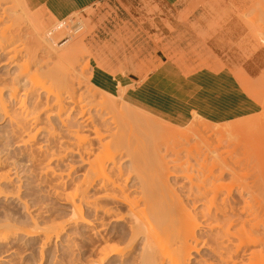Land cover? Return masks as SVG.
Listing matches in <instances>:
<instances>
[{
    "label": "bare ground",
    "instance_id": "6f19581e",
    "mask_svg": "<svg viewBox=\"0 0 264 264\" xmlns=\"http://www.w3.org/2000/svg\"><path fill=\"white\" fill-rule=\"evenodd\" d=\"M25 1L28 2V0H23L21 1L22 4ZM0 2L2 3V1ZM3 2H5V0ZM10 2L12 3L14 1H10ZM27 2L25 3L26 9L24 10L28 9V13H29L32 11L28 7L32 8V6L36 4L35 2L41 3L42 0H37V1L32 0L34 4L32 3V5L28 7L26 5H30L31 2H29L30 4H27ZM2 6L0 12L1 13L3 12L2 14H4L6 13L7 5L6 6L4 5L3 6L4 8ZM14 6H16V4ZM7 7L10 8V10L8 9V11L10 12L14 9L13 6H12L13 8L11 6L9 7V5ZM22 7H24V5H22ZM36 7L37 6L35 5L34 8ZM34 8L32 10L36 11L37 8L36 9ZM43 8H45V6ZM12 12L13 13H10L11 16L12 14L15 13L14 10ZM53 12L54 11H52L51 13ZM54 13H57V11H55ZM10 14H6V16ZM14 15H15L14 17H17V14ZM2 16L0 17V21L2 18H4ZM28 19L30 21V18ZM55 19L56 18H54V20ZM11 21L13 22L14 20ZM15 21L17 20L15 19ZM2 22H0V25ZM5 22L7 23L6 20ZM76 23L77 22H75L72 26H68L66 22L60 23V25H57V27L55 28V31L57 32L59 31V29L65 26L66 28L69 27L68 30H72V32H78L80 29L78 28L79 25ZM12 24L9 25H12L14 27L15 22ZM39 25H41V23L38 24V31H40V35H38L37 37L40 36L43 40V36L41 34L42 31L45 30L47 26L45 25L39 26ZM2 26L4 27L5 32L10 28V27L9 28L6 27L7 30H5V26L4 25ZM34 26L35 25H33V27ZM43 26H45L44 29L42 28ZM17 27H19V24ZM36 27L37 26H35V28ZM29 29L31 28L29 27ZM35 30L37 31V29ZM4 31L1 34L2 37L5 38H1V39L2 40L9 39L8 42H10V40L12 39L15 40L20 36L19 34L15 35L9 33L10 29L6 33ZM18 33H20V31ZM84 33L86 34V32ZM31 35L32 34H30V36ZM25 37H27V35ZM80 39L82 42L80 43L79 40L78 45L81 47L83 45V41L85 43V39L83 40L82 38ZM45 42L48 43L49 41L45 40ZM84 46H86V44H84L83 47L80 48L81 49L80 51H82V48L84 49ZM72 50L74 49L72 48ZM70 51L71 48L70 50H68V52ZM77 51L78 50H76V53L78 54L79 51L78 52ZM13 53L14 52L12 51V54ZM81 53L82 52H79V54ZM60 54H63V52L59 53L56 51L55 53V55H58V57L60 56ZM72 54L73 55L71 56L76 55L75 59L77 58V56H79L75 53ZM48 55L49 54H47V56ZM65 55H67V51H64V56ZM43 57L45 56L43 55ZM59 58H62V56H60ZM72 58L73 57H66V59L69 60H72ZM63 59H65V57ZM45 60H47V58H45ZM99 60L101 61V58ZM7 61L9 64L11 63L9 60ZM27 61L24 62L26 63ZM35 61L36 63H38L37 60ZM58 61L60 62V60ZM66 63L68 64L69 62ZM27 64L28 63H26L25 65ZM42 64L39 61V65ZM56 64L58 65V63H55L54 67L56 66ZM20 65L21 64H19V67ZM39 65L36 66L39 67ZM21 66L23 67V65ZM60 66H61L60 68L62 67L63 68L59 69V73L58 71H56V69L58 68L57 66L56 69L54 70L47 69V71L44 72V76L46 77V80H48L47 82H49L48 85H41L42 82L39 84H37L38 82L37 83L35 82L34 80L36 79L35 77L39 76L36 75L37 70H39L38 68L36 69L35 73L34 72L30 73L31 71L29 72V70L26 69V67L25 68L21 67L20 68L21 70L18 71L19 78L26 77L25 78L26 84L22 85L24 86L22 89L23 94L21 93L22 97L19 98L20 96L17 95L18 89L16 88V86H18L19 83H16L18 85H13L9 89V96H11V98L14 99L13 101L17 99V103L19 104L17 105L19 107L18 109L19 112L17 113V116L14 115L16 117L14 116H12L13 118L11 116L8 117L10 123L14 125V129L17 132L15 134L19 136L20 134L24 133V135L26 136L25 137L23 135L24 139L26 138V140H24L21 137L22 135L19 136V138L21 137L22 142L21 140L20 142L23 144L24 146L23 148H26V146L32 141V139L36 137L35 135L36 133L44 129L47 137L50 138L57 137L58 140H60L61 147L62 145L64 147V149H61L58 152V154L56 152H55L56 154L55 153L50 154L51 161H53L54 159L56 162H61L64 159L66 160V157L72 156V157H77L81 165L86 166V168L81 181L75 185L73 191L63 194L59 193L60 197L61 196L63 197L62 200L64 199L66 204H69L70 206L71 217L66 223V225L52 224V226H48L46 228L44 227L40 229V227H37L36 223L33 222V227H32L33 231H27L25 233L26 235L28 236H33L36 234L43 235L44 243L42 242V244L45 245L48 244L46 242L51 240L52 235L58 237L63 232V230L66 227L70 226V224L72 223L75 225H82L87 229L92 228L93 224H95L94 222L95 221L97 222L98 218H96V216L99 214L101 220L107 217L110 219L109 222H111L112 224L114 223L118 225V223L123 222L127 227V231H128L127 236H129L130 241L131 240L134 241L137 238L142 239L141 240L142 248L140 250L141 255L140 254L139 255L141 256L140 261L143 263L146 262L147 264H191L192 253L194 252L198 253L199 249L200 250L203 249L211 254V255L209 254L211 256V259L210 260L208 259L209 261L202 260L198 264H264V164H263L264 150L261 147V145H264V142L262 143L264 138L261 140L262 137L261 138L258 137V139H260L258 140V142H261L259 144L257 143V141H255V139L257 138H254V140L251 139L252 141L256 142V145L258 144V146H260V148L258 149L255 146L254 147L251 146V148L246 146L247 150L246 149L244 150L243 148V150H241L242 154L239 153L240 151L238 152L233 150L232 153L234 154H232L230 148L229 151L231 155H229L230 153H227L229 156L228 155L226 156L227 150H224L225 149L224 148L223 152H221L222 146L220 147L218 146L221 142L218 143V145H216L219 149L215 147V149L213 150L212 149L213 145L215 146L216 139L220 137L219 139L222 140V143L225 144L226 142L228 146L230 144V146H236L237 148L238 145L239 147V144L241 145L242 143H239L237 145L234 143L235 145H231L232 140L230 141V139H228L231 136L234 137L233 135L236 132L238 133L237 131L238 128L236 127V130L233 133L232 131H230V129L234 130L235 128H232V126H230L229 129H226L228 127L224 126L225 130H216V131L214 130L215 135L213 133V130L212 132L208 131L211 133L212 137L215 138L217 137V135L218 137L216 139H213L211 138V135L209 133V135L207 134L206 137L207 136L210 137H207L206 139L204 135H201L202 133L200 131L199 133L198 132L196 133V131L199 130V128L197 129L198 125L194 126L196 128L192 127L194 125V124L192 125V123L195 122L193 121L190 124L192 126L190 125L189 126L190 128L196 129L195 132L191 129V132L193 131L192 132L193 134L190 132L191 133L190 135L189 132L186 130L187 134L184 133L185 131H182L183 132L182 135L184 134V137H186L185 136L186 134L187 136L190 135L192 137L193 135L196 134L195 136L192 137L193 139L195 137L193 142H192V138L188 137L190 138L188 140H191V142L189 141L188 143H190V145L191 143L192 144L194 143V145L191 146H194L193 147L194 149L196 147L197 149L195 150H197V152L194 151V149L191 150L189 144H188V149L186 150V151L189 150L190 152L192 151L191 153L193 154L194 152H196V155L198 153L197 156L198 159H196V161L193 158V160H191L192 162L191 161L189 162L188 159L190 160V158L192 157L196 158V156H193V154L192 157H189L188 155L185 156V150H183L184 151L183 157L185 156L184 159L187 156L189 158L187 157L186 158L187 160L185 159L186 161L184 162H183L184 159H181L182 161L179 159L178 157L179 153L182 155L180 149L181 148L184 149L188 140L186 141V138L183 139L181 135L176 133H175L176 135H179L181 139L185 141L184 142L181 140L182 144L180 145H183V147L181 146L180 149H179L180 142L177 143L176 147L179 145L177 148L180 151L177 150V148L174 146L176 144L174 142L175 137H171L173 138L172 139L173 141L169 140L173 142L172 145L170 143H168L169 145L166 144L165 145L166 147L169 146V148H171L172 146L176 148L174 149V151L176 150L178 152L176 153L175 151L174 154H177L178 156L177 155L176 156L172 155V156L173 158L178 157V159L177 158L174 160L169 159L170 161H167L165 155H161V150L157 148L153 152L154 158H152V160L149 161L147 159L146 154H144L143 151H139L138 148L135 149L132 146V144H135L134 145L135 147L137 145H141V148L137 146L140 149H142V146H146V143L144 145L143 141L146 142L147 140H143V139H146V137H148L147 133L150 131L149 129L151 128V125L155 123V121L152 120L153 122L151 124L150 121H148V119L146 120L144 118V120L147 121V122L144 121V124H146V126L148 127L150 124V128L148 127L145 128L141 126L143 120H141V122L139 121L140 124L138 123V119H139L138 116L140 114L137 116L135 110L141 108H139L134 103H132L133 106L131 107L130 104L127 103L128 100L130 101V95H123V91H121V93L119 92L117 95L114 94L113 92L114 89L110 86V84L106 82V80L103 78L101 74V70H103V68L100 65L97 66V69L94 70L91 69L93 72L90 77L83 76L85 68L78 69L79 70L78 73V70H76V68L74 67L67 69L66 66L64 67L62 63L60 64ZM64 68L67 70L65 71ZM60 70H62L61 73ZM111 74L114 75L113 73ZM74 78H76V82L73 81L75 80ZM146 78L147 76H145V78L143 79ZM16 79L18 80L17 77ZM82 85H85V88H82L81 91H76ZM125 88H127V86ZM83 90L85 92H83ZM39 91H41L40 93L43 95V97H41V95L38 93ZM1 92L2 90L0 89V109H1L0 111L3 112L5 116H7L8 113L6 112V108L4 105L5 103H3L4 101L3 98L1 97ZM97 96L99 98H97ZM26 98H29L32 102L29 108L28 106L27 107L24 106L25 105L24 103L26 102L25 100ZM236 112H239V110ZM192 113H193V120L194 119L196 120L197 116L195 111H193ZM40 114L41 116L44 114L42 118L44 116L46 117V120L48 121L47 123H49L47 125H49V127H47L46 125H45L46 127L44 125H43L44 127L38 126L40 125L39 121H42L41 119H39ZM52 116H54L55 118V122L58 126L59 132H57L56 127L54 128V126H52V124L50 123L53 121V120L51 121L49 120L50 117ZM219 119L222 120L221 116L219 117ZM158 123L159 124L157 123L155 124L157 125L156 127L157 129H155L154 127L153 128L155 130L153 128L151 129L155 131V132L152 131L154 132V134L157 133V130L158 131L163 130L165 127L168 129L165 123H162L165 124L164 127L160 125V122ZM26 126H29V128H34V126H37L38 129H36V133L34 132L31 135L30 133L27 132L28 130H30L29 128L26 131L25 129ZM210 126L211 125L208 126L209 129ZM161 127H163V129H160ZM133 128L139 130L135 131ZM166 128L164 129V131L161 132L168 133L171 127H169L168 131H166ZM187 128L188 127H186L185 129ZM175 129H173L172 131L175 132ZM205 129L204 131L202 130L204 133H206ZM15 130L13 132H15ZM188 130L190 131V129ZM172 131H170L169 133H171ZM241 131L239 130V133ZM152 132L150 131L149 133L151 134ZM177 132L180 133L179 131ZM245 132L246 130H244V133ZM244 133L243 132L240 133L242 135L241 137L243 138L240 137V139L239 138L237 139L241 140L239 142H242L245 139L244 140L245 142L243 141L244 142L243 144L246 143L249 144V142L252 141L249 140V142H246L247 141L246 138L250 137L248 135V131L246 136L243 135ZM150 134L149 137L153 136L151 137L153 140L149 137L148 138L150 142L151 141L153 142V143L151 142L152 145L154 144L155 141L154 136L156 134L155 135L154 134L150 135ZM157 136L160 137L159 134L156 135L155 137ZM168 136L169 135H167V137ZM235 136L237 137L238 135ZM140 137H142L143 139H141ZM159 137H157L156 140H159ZM167 139L164 140L163 138V140L160 141L164 143L166 142ZM208 139H210L211 141L209 145L208 142L206 141ZM227 139L231 143H228ZM175 141H177V139ZM158 143L154 144V147L159 145ZM149 144L147 143V145ZM201 144H206V145H204V147L203 145L199 146L201 148L197 147L198 145ZM151 145H149L147 148L149 149ZM165 145L160 144L159 147L162 150L163 149L165 150L167 149V148H163V146L165 147ZM210 145L212 148L208 147ZM37 148L41 149L39 147H36V149ZM169 148L168 150H170ZM216 149L219 151L221 149V151L219 152ZM168 150L165 151H167V153L170 152L173 154L174 151L173 152L171 151L173 150L172 148L170 151ZM39 152L42 153L43 151L41 152V150H39ZM46 153L47 152L45 151V153L43 152L44 155L41 154L43 156V161L47 159L48 155ZM235 154H237L236 156L238 157V159H236L237 157L235 156ZM233 155L235 156V160L233 159L234 158ZM122 156L128 158L129 160V165L127 170H125L124 168H122V166L119 165L118 159H121ZM46 162H48V160H46ZM44 165H43L44 169L41 168L43 169L44 176L51 177V179L53 178V181L56 182L55 188L56 190L57 189L59 190V187L64 183V182L62 183V180L64 179L62 178L63 177L62 174L61 173L57 174L53 170V168L49 167L48 163ZM8 177H9L8 175L2 174L0 176V180L7 181ZM130 178H132L133 181L136 182L134 185V189L131 192L129 191V188L126 186V183ZM178 180H181L180 184L178 183ZM172 181L173 184L171 183ZM177 183H178V191L173 187V186L176 187ZM54 192L55 194H58L57 191L54 190ZM0 194H4V193L0 190ZM84 207L86 209L91 210L94 213L93 215L95 217H93L92 221H88L84 219L83 217ZM118 208H121V210L123 209V212L121 213V211L118 210ZM12 228L14 227L10 224H4V223L0 224V242L2 243L8 242L12 237L17 236V234L14 233L15 231L11 230ZM107 233L106 234L104 233V235L100 236L99 237L100 239H98L99 241H95L97 242L96 244H98L97 246H100L99 247L100 249H98V253L100 252L99 254L101 257L99 259L100 264L104 263L105 261L106 262L110 261L113 258L115 259L116 256L121 257L125 255L126 254L125 252H127L126 249L127 250L129 249V247H127L128 245H125L126 249L121 248L117 245L116 246L111 245L109 241L111 237L114 235H111L113 234L112 232L111 233L109 232L110 235H108ZM126 234L127 232H125L124 235Z\"/></svg>",
    "mask_w": 264,
    "mask_h": 264
},
{
    "label": "rangeland",
    "instance_id": "374dc122",
    "mask_svg": "<svg viewBox=\"0 0 264 264\" xmlns=\"http://www.w3.org/2000/svg\"><path fill=\"white\" fill-rule=\"evenodd\" d=\"M0 1H2V3L0 2L1 6L3 5V3L5 6L6 5L7 6L9 5V7L13 6L14 7L13 10L15 12L14 14H17V17H14L15 16L14 14H12L11 16L10 13H13L12 12L13 10L11 12L8 11V9L10 10V8H8L7 6H6V13L2 14L3 12L2 13L0 12L1 16L4 15L2 16L4 18H2L0 22H2L4 19L3 22L5 23L4 24L2 22L0 25L1 27L0 34L4 31V27L2 26L4 25L5 30H7L6 27L8 28L10 27L9 28L10 31L9 29L7 30L9 31V33L20 35L18 38H16L18 40L12 39L10 40V42H8L9 39L2 40L1 38H5V37H2V34L0 36V39H1L0 40V50H1L0 51V89L2 90L1 97L3 98V101H4L3 103H5L4 105L6 108V112L9 114L5 116L3 112L0 111V176L2 174L9 176L7 181L0 180V190L4 193V194H0V224L4 223V224L12 225L14 228H12L11 230L15 231L14 233L17 234V236L12 237L8 242H3V243L0 242V264H100L99 262V259L101 258L99 254L100 252L98 253V249H100L99 248L100 246H97L98 244H96L97 242L95 241H99L98 240L100 239L99 237L104 235V233L106 234L107 232H108L107 233L108 235H110L109 232L110 233L112 232L113 234L111 235H114L111 237L109 241L111 245L113 246L117 245L124 249H126L125 245H128L127 247H129V249L128 250L126 249L127 252H125L126 253L125 255L121 257L116 256L115 259L113 258L112 260L107 261V262L105 261L104 263H101V264H145L146 262L143 263L140 261V258H141L140 250L142 248L141 246L142 239L137 238L134 241L132 240L130 241L129 236H127L128 235L127 227L125 226L123 222L118 223V225L114 223L112 224L111 222H109L110 219L107 217L101 220L100 219L101 217L99 214L96 216V218L98 219H97V222L96 221L94 222L95 224H93L92 228L87 229L83 227L82 225H75L72 223L70 224V226L66 227L58 237L52 235L51 240L46 242L48 244H45V245L42 244V242L44 243L43 235L36 234L37 236L36 235L28 236L25 234L27 231H33L32 229L33 222H35L37 227H40V229L44 227L46 228L48 226H52V224L53 225H56V224L64 225L65 224L66 225V223L71 217L70 206L69 204H66L64 199L62 200L63 197L62 196L60 197L59 193L63 194V193H68V192L73 191L75 185L81 181L86 166L81 165L77 157H72V156L66 157V160L64 159L61 162H56L54 159L53 161H51L50 154L55 153V152L58 154V152L61 149H64V147L63 145L61 147L60 140H58L57 137L55 138L47 137L44 129L36 133V129H38L37 126H34V128H29V126H26L25 128L26 131L29 128L30 130H28L27 132L30 133L31 135L35 132L36 137L33 135L35 138L32 139V141L26 146V148H23L24 146L21 143L22 142L21 137L24 139L25 135L24 133L20 134L19 136L21 135L22 136L19 138V136L15 134L17 132L14 129V125L10 123V120H9L10 116L11 117L14 115L17 116V113L19 112L18 110L19 107L17 106L19 104L17 103V99L13 101L14 99L11 98V96H9V89L13 85H18L16 83H19V85L16 86V88L18 89L17 95L20 96V97L18 96L19 98L22 97V94H23L22 89L24 87L22 85L26 84V81H25L26 77L25 78L23 77L24 79L22 77H20L21 79L19 78L18 71L21 70L20 69L22 67L21 65H23L24 68L26 67V69H28L29 72L31 71L30 73L32 72L35 73L36 69L38 68L39 70H37L36 75H39V76L35 77L36 78L34 79L35 82L36 83L38 82L37 84L42 82L41 85H48L49 82H47L48 80H46V77L44 76V72H46L47 69L54 70L56 69V66H57L58 70L56 69V71H58L59 73V69L63 68V67L60 68L62 66V65L60 66V64L62 63L63 66L64 67L66 66L67 69H70L73 67L76 68V70L85 68L84 69L85 71L83 74V76L85 77L86 76L90 77L93 72L92 70L97 69V66L100 65L103 68V70H101V74L103 78L106 80V82L110 84V86L114 89L113 90L114 94L117 95L119 92L121 93V91H123V95H130L132 85L136 84L137 81L141 83V81H143V78H145V76H150L155 71L159 70L163 65L162 56L158 57L156 55L161 52L159 50H157L156 52L152 51L153 47L159 45L162 42V38H161L162 36L152 35L150 33L152 31H156V24L153 22L154 16L156 15L160 16L164 14H178V15L183 16V15L189 14L184 10L185 9L184 4L188 0H182L181 1L182 5L178 1V4L175 6H171V8L166 7L165 3L163 4L162 0H44V2L42 0L41 3L35 2L36 4H34L33 3L34 1L32 2V0L30 1L28 0V2L25 1L23 2V4L21 2L23 0H20L21 3L19 2V0H16V2L15 0H5L6 3L3 2L4 0H0ZM10 1H14L12 2L13 4ZM212 1L214 2V6L208 5L204 9L205 10L204 13L214 15L216 21L212 24H207L209 25V28L206 29V31H209V32L211 31L213 33H216L217 31H221L224 26L229 24V21L231 20L236 21V22L231 21V23H233V25H236L237 29L239 30V35L237 36V38L234 40V42L231 45L237 48L238 50H240L242 55L240 56V62L234 66V68L231 70V73H232V77L234 78L235 82L238 83V85L240 86L239 87L240 91L247 96V98L249 99V102L244 104L245 109H243V104H240L239 109H243L244 111L242 112L244 113H241V111H239L240 113L236 112L238 111L236 110L234 113L235 116L233 118H229V119L222 120V121H209V120H206L199 111H195L196 116H197L196 120L195 119L193 120V113H192L191 118L185 121L183 124H175L173 122H170L166 119H162L142 109L135 110V113H137V116L140 114L138 116L139 119L137 118L138 123L139 121L141 122V120H143L141 126L145 128L148 127L146 126V124H144V121L147 122L146 121L147 119L148 121H150L151 124L153 121H155L153 125H155L156 123L159 124L158 122H160V125L164 127L166 124L168 129L169 127H171L169 132L176 128L175 132L172 131L171 133L169 132L165 133L161 131H164L166 127L164 129L163 127H161L160 129H163V130H159L160 132L157 130V133H155L156 135L158 134L160 135V137L157 136L159 137V140H156L157 137H155L156 135L154 134L155 132L154 130L157 129L156 128L157 125L155 126L151 125V128H150V124L148 123L149 124L148 128H150L149 130L151 132L154 131L151 133L155 135L154 144L159 142L158 143L159 145L155 146L156 148L154 147V144H152L153 146L151 145L152 141L150 142L149 138L153 136L149 137V134H150L149 133L150 131H149L147 133L149 138L146 137V139H143L142 137H140L143 140H147L146 142L143 141L144 145L146 143V146H142V149H144L145 151L140 149L141 145H137L140 148L137 146L135 147L134 146L135 144H132V146L135 149L138 148L139 151H143V153L146 154L147 159L149 161H151L152 158H154L153 152L157 148L161 150V155H165V158L167 161L174 160L176 158L178 159V157L181 160V159H184L186 155H188L189 157H192V154H193L191 153L192 151L190 152L188 150L190 152L189 153L186 150L188 149V144L190 145V143L188 142L189 141L191 142V140H188L190 139L188 137H191L190 136L191 133L193 131L195 132L196 130V129L190 128V126H192L193 124L194 125L192 127L198 125L197 129L199 128V130H197L196 133L197 132L199 133L200 131L202 133L201 135H204L205 137L207 134L209 135V133L212 132V130H213V133H214V130L215 131L225 130L224 126L228 127L226 129H229L230 126H232V128H235L234 130L230 129V131H232L233 133L237 127L238 133L236 132L237 134L235 133L233 135L234 137L231 136L230 138H228L230 139V141L232 140L231 141L232 143L229 142V140L227 139L228 143H231V145H235V144L237 145L239 143L243 144L245 142L244 141L245 139L244 140L242 139L244 142L243 141L239 142L241 141L239 139L242 136L240 133L242 132L244 133V130H246V132L243 135L246 136L247 131H248V135L250 136L248 137L247 135L248 138H246L247 139L246 142H249V140L252 141L251 139L254 140V138H257L255 139V141H257V143L259 144L261 142H258V140H260L258 139V137L259 138L262 137L261 140L264 138V64L260 67V70L256 74L252 73L251 78L246 75L241 65L243 61L252 58L255 52H257L260 49H264V0H258L257 5L253 9L250 16L247 14H241V16H238L235 12V8L232 5H230L231 0H212ZM26 2L27 4H30L29 2H31L30 5H26L27 7L31 6L33 3L34 6L35 5L37 6L36 7L37 9L34 8V6H32V8L28 7L33 12V13L32 12L28 13V9L24 10L26 9L25 7ZM224 2L225 4L227 3V5H220ZM15 4L16 6H14ZM40 4H43V5H40ZM22 5H24V7H22ZM1 6H0V9H2ZM44 6L45 8H43ZM33 8L36 9V11L32 10ZM49 9L51 12L57 11L58 14L54 12L51 13ZM18 13L19 14L21 13V14L19 15ZM6 14H10V15L6 16ZM27 17L30 18V21ZM54 18L56 19L54 20ZM10 19L14 21L12 22ZM15 19L17 21H15ZM18 19L22 21H19ZM5 20L7 21V23L5 22ZM40 21H42L43 24ZM14 22L15 24L18 22L16 25L14 24L15 28L12 26L13 25L12 23ZM35 22L36 24L41 23V25L47 26L46 28L45 26H43L42 28L43 29L45 28V30L43 31L41 30L42 31L41 35L43 36V40L40 36L37 37L38 35H40V31H38V24L36 25ZM63 22H66L68 26H72L75 22H79L78 28L80 30L78 32H72V30H68L69 27L66 28L65 26H63L61 29H59V31L56 32L55 28L57 27V25H60V23H63ZM9 24H12V25H9ZM18 24H19V27H17ZM32 24L37 27L36 28L35 26L33 27ZM29 27L31 29H29ZM33 28L37 29V31ZM19 31L20 33H18ZM84 32H86V34ZM30 34L32 35L30 36ZM26 35L27 37H25ZM205 35L207 36V33H205ZM7 36H8V33H7ZM80 38H82V40L85 39V43L83 41V45L86 44V46H84V49L82 48V51H80L81 50L80 48L83 47V45L81 47L78 45L79 42L80 43L82 42ZM45 40L49 42L46 43ZM70 48H71V51L68 52ZM72 48L74 50H72ZM46 49H47V52H46ZM76 50L82 53L84 52L83 55L82 53L79 54L78 51H77L78 52L77 54ZM12 51L14 52L13 54H12ZM56 51L59 53L63 52V54H60L62 58H59L60 56L58 57L59 54L55 55ZM64 51H67V55L65 56H64ZM97 52H98V55H97ZM72 53L79 55L77 56V58L79 59L77 58L75 59L76 55L71 56L73 55ZM47 54L49 55L47 56ZM25 55H27L28 57ZM43 55L45 57H43ZM64 57L65 59L66 57H73V58L72 60H69V59L65 60L63 59ZM144 57H146L147 59ZM45 58H47V60H45ZM100 58H101V61L99 60ZM171 58L178 65L183 64L182 63L184 59L183 55H177ZM7 60H9L11 63L9 64ZM35 60H37L38 63H36ZM44 60L46 63L44 62ZM58 60H60V62ZM24 61H27L26 63L28 64L25 65L26 63ZM39 61L41 62V64L42 63L43 64L39 65ZM65 61L69 63L67 64ZM34 62L36 63V65H39L40 68L36 66ZM55 63H58V65L56 64V66L54 67ZM19 64H21L20 67H19ZM183 66L184 68L180 71L182 73V76L191 78L192 76L196 75L199 72L202 64H198L196 66H187V67L186 65H183ZM67 69H65V71ZM61 72L62 70H60V73ZM78 73H79V70H78ZM111 73H113L114 75H112ZM16 77L18 78L19 81L16 79ZM138 77L139 79L137 80ZM74 79L75 80L73 81L76 82V78ZM126 86L127 88H125ZM82 88H85V85L80 86L78 90L76 91H81ZM40 92L41 91H39L38 93L41 95V97H43V95ZM83 92L85 91L83 90ZM97 98L99 97L97 96ZM25 100L26 102L24 101L25 102L24 106L26 107L28 106L29 108L32 102L29 98H26ZM127 103L130 104L131 107L133 106V104L129 100L127 101ZM42 116L40 114L39 119H41L42 121H39L40 125L38 126L41 127L43 125L44 126L46 125L47 127H49V125H47L49 123H47L48 121L46 120V117L44 116L45 118L44 117L42 118ZM144 118L146 120H144ZM49 120L50 121L53 120L52 121L53 123L50 121L49 122L52 124V126H54V128L56 127V131L59 132L54 116L50 117ZM193 121L195 122L192 123V125H190L191 122ZM162 123H165V124H162ZM209 125H211L210 126L211 130L208 127ZM238 126H241V127H238ZM186 127L188 128L185 129ZM152 128L154 130H151ZM168 129L166 128V131H168ZM188 129H190V131ZM191 129L193 130L192 132H191ZM204 129L206 130L205 131L206 133L203 132ZM14 130L15 132H13ZM134 130L137 131L139 129H134ZM186 130L189 132L190 135L188 136L186 135L187 134ZM239 130L240 131L242 130V131L239 133ZM46 131H47V128H46ZM177 131H179L180 133H178ZM182 131H185L184 133H186L185 134L186 137H184V134L182 135L183 133ZM175 133L181 135L183 139L186 138V141L188 140L186 143V146L184 145L185 146L184 149L182 148L180 149L181 146L183 147V145H180V144H182V141L184 140L181 139V137L179 135H176ZM167 135H169L168 137L170 138L175 137V140L177 139L178 142L174 140V142L176 143L174 145L175 147L177 143L180 142L179 143L180 146L179 145L178 146L181 151L177 148L178 146L176 148L182 153V155L180 153H179V156L177 154H174L176 151V150L174 151V149H176L175 147L173 146L171 147L173 150H171L169 146L166 147V145H169L168 143H170L171 145L173 144V142L169 141V140H172L173 138L170 139L167 137ZM235 135H238L239 137L238 136L236 137ZM207 137H210V136H207ZM217 137L214 138L211 135V138L213 139H216ZM163 138L164 140L168 138L166 140L167 143L161 142ZM219 138L216 139L217 143L215 142V146L213 145V148L211 147V145L208 147L209 148L211 147L214 150L215 147L218 148L216 145H218V143L221 142L218 146L219 147L222 146L221 148L222 151L220 149L221 152H223L224 148H225L224 150H227L226 156L228 155L227 153H230L229 151L230 148H231V153L233 150V151H238V152L240 151L239 152L240 154H242L241 150H243V148L244 150L245 149L247 150V147L251 148V146L253 147L255 146L257 147V149L260 148L258 144L256 145L255 141L249 142V144L246 143L247 145L239 144V147L237 145V148L236 146H230L229 144L230 146L229 147L228 144H226V142H225L226 144L225 145L224 143H222V140H220ZM194 139L192 138V142L194 141ZM24 140H26V138ZM206 141L208 142V145L211 142L210 139ZM263 142H264V139L262 143ZM147 143L148 144L150 143L149 145H151L150 146L151 149L149 148L150 150L147 148L149 146L147 145ZM160 144L162 145L166 144L165 147L163 146V148H167L165 150H168L169 148L172 152L174 151L173 154L170 152L167 153V151H165L164 149L162 150L159 147ZM211 144H214V143H211ZM191 145H194V143L193 144L191 143ZM191 145L189 147H191L190 149L192 150L194 149L193 148L194 146H191ZM202 145L204 147V145L206 144H201V145H198L197 147L202 146ZM36 147H39L41 149H38V148L36 149ZM232 147L236 150H234ZM261 147L264 150V145H261ZM249 148H248V151H249ZM195 149L197 148L195 147ZM195 149L194 151L197 152V150ZM39 150H41V152L43 151L44 153L45 151L47 152L46 153L48 155L47 159L45 157L44 158L48 160V162H46V160L43 161V156L41 155L43 154V152L40 153ZM183 150H185L184 157H183L184 155ZM177 152L178 151H176V153ZM196 152H194L195 155L193 154V156H196V158L192 157L190 158V160L188 159L189 162L193 160V158L195 161L196 159H198L197 157L198 153L196 155ZM169 153L171 154V156ZM231 153L229 155H231ZM263 154H264V151H263ZM172 155H175V156L177 155L178 157L173 158ZM236 155L237 154H235V156ZM235 156L234 158L232 156L231 157L235 160ZM185 159L183 160V162L187 160ZM236 159H238V157ZM118 161H119V165L122 166V168H124L125 170L128 169V165H129L128 158L122 156V158L118 159ZM43 163L44 164L48 163L49 167L53 168V170L57 174L59 173L62 174L63 176L62 178H64L62 180V183L63 182L64 183L61 185L62 187L61 186L59 187V190L58 189L56 190L55 188L56 182L53 181V178L51 179V177L44 176L43 174L44 164ZM131 179L132 178H130L126 183V186L129 188L130 192L134 189V185L136 183L133 181V179L132 180ZM180 182L181 180H178L179 184ZM171 183L173 184V181ZM178 183L176 187L173 186L174 189H176L177 191H178ZM54 190L57 191L58 194H55ZM118 210H120L121 213L123 212V209L121 210V208H118ZM83 214H84L83 215L84 219L88 221H92L93 217H95L93 215L94 213L91 210L86 209L85 207L83 208ZM96 231L97 232L99 231V232L97 233ZM125 232H127L126 235H124ZM209 254L210 253L208 251L199 249L198 253H195V252L192 253L191 264H198L202 260L203 261L204 260L207 261L208 259L210 260L211 254L210 255Z\"/></svg>",
    "mask_w": 264,
    "mask_h": 264
},
{
    "label": "crops",
    "instance_id": "0c3cea01",
    "mask_svg": "<svg viewBox=\"0 0 264 264\" xmlns=\"http://www.w3.org/2000/svg\"><path fill=\"white\" fill-rule=\"evenodd\" d=\"M162 1L168 8L177 5L178 1L182 5V0ZM257 2L258 0H231L230 5L235 8L238 16H250ZM208 5L214 6V2L188 0L184 4V10L189 14L154 16L156 31L150 33L162 36V42L153 47L152 51L161 52L156 55L162 56L163 65L143 79L141 84L137 81L132 85L131 103L175 124H183L189 120L193 111H199L209 121L233 118L236 110L244 113V104L249 99L240 91V86L231 73L242 55L240 50L231 45L239 35V30L231 23L236 21L231 20L221 31H206L209 28L207 24L216 21L214 15L204 13ZM177 55L184 56L183 64L178 65L171 58ZM198 64L202 66L196 75L191 78L182 76L180 71L184 68L183 65L187 67ZM263 64L264 49H260L241 65L251 78L252 73L256 74ZM240 104H243V109H239ZM220 116L222 120L219 119Z\"/></svg>",
    "mask_w": 264,
    "mask_h": 264
}]
</instances>
